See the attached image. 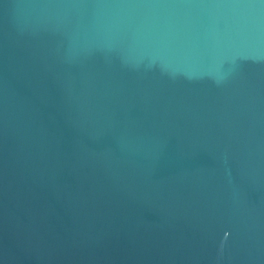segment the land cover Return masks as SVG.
I'll use <instances>...</instances> for the list:
<instances>
[{"label": "water", "instance_id": "1", "mask_svg": "<svg viewBox=\"0 0 264 264\" xmlns=\"http://www.w3.org/2000/svg\"><path fill=\"white\" fill-rule=\"evenodd\" d=\"M0 264H264V0H0Z\"/></svg>", "mask_w": 264, "mask_h": 264}]
</instances>
